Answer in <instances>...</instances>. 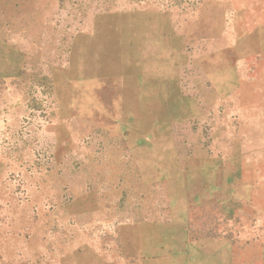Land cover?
<instances>
[{"label":"rangeland","instance_id":"rangeland-1","mask_svg":"<svg viewBox=\"0 0 264 264\" xmlns=\"http://www.w3.org/2000/svg\"><path fill=\"white\" fill-rule=\"evenodd\" d=\"M260 41L264 0H0V264H264Z\"/></svg>","mask_w":264,"mask_h":264},{"label":"crops","instance_id":"crops-1","mask_svg":"<svg viewBox=\"0 0 264 264\" xmlns=\"http://www.w3.org/2000/svg\"><path fill=\"white\" fill-rule=\"evenodd\" d=\"M260 39H262V37L260 36ZM248 55H253L256 54L258 56H263L264 57V42L260 41L257 43V47L255 48V50L253 48H250L247 52Z\"/></svg>","mask_w":264,"mask_h":264}]
</instances>
